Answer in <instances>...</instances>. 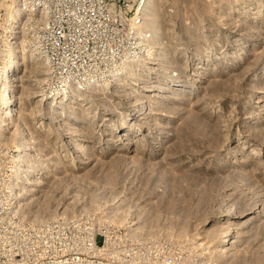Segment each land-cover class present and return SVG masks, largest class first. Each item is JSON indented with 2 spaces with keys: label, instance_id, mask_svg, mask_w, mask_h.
<instances>
[{
  "label": "rangeland",
  "instance_id": "rangeland-1",
  "mask_svg": "<svg viewBox=\"0 0 264 264\" xmlns=\"http://www.w3.org/2000/svg\"><path fill=\"white\" fill-rule=\"evenodd\" d=\"M140 1L110 3L134 16ZM10 3L0 0V27ZM154 4L137 18L156 45L137 84L131 71L75 89L52 118L46 63L22 52L6 135L14 147L20 122L42 152L31 163L36 191L23 185L18 211L123 226L174 264H264V0ZM229 229L234 242L224 243Z\"/></svg>",
  "mask_w": 264,
  "mask_h": 264
},
{
  "label": "built area",
  "instance_id": "built-area-1",
  "mask_svg": "<svg viewBox=\"0 0 264 264\" xmlns=\"http://www.w3.org/2000/svg\"><path fill=\"white\" fill-rule=\"evenodd\" d=\"M20 6L19 23L8 35L0 28V264H174L164 246L142 245L123 226L97 223L86 214L33 222L18 211L17 152L3 127L13 116L9 108L16 111L22 52L46 61L41 93L69 85L83 91L112 80L129 59L143 57L151 37L142 22L132 27L127 17L133 13L124 16L110 0H21Z\"/></svg>",
  "mask_w": 264,
  "mask_h": 264
},
{
  "label": "bare ground",
  "instance_id": "bare-ground-1",
  "mask_svg": "<svg viewBox=\"0 0 264 264\" xmlns=\"http://www.w3.org/2000/svg\"><path fill=\"white\" fill-rule=\"evenodd\" d=\"M20 1L21 0H11V3H10L11 10L7 14V17L5 19V24H1L0 28L4 29V31L6 32V35H8L9 32L12 30V25L19 23V21L23 18V12H22L21 6L19 5ZM155 4H154V0H141L139 2V4H137V6H136V8L134 10L135 15L134 16L132 15L133 17L132 16L131 17H127V18H129L131 20L130 23L132 24V27H136L137 25H139V23H141L140 19L141 18H145L144 15L147 12L146 10H148L146 8H148V7L150 8L151 6H154ZM112 7H113V5H112ZM138 17H140L139 23H138V20H137ZM141 24H143V23H141ZM143 28H145L146 31H149L145 26H143ZM149 34L151 36L150 31H149ZM157 37H158V35H157ZM162 38L163 37L161 35V37L157 38V39L161 40ZM150 39H151V42H152V37H150ZM151 42H149V44H148L147 52L145 53V55H147L150 52V50L153 49V47H154L153 45H151ZM153 44H154V42H153ZM155 47H156V45H155ZM25 53H23L22 56H19V63H20V61H21V59L23 57H26ZM39 58H41V57H39ZM41 59L44 62H46L43 58H41ZM155 63L156 62H154V64ZM147 66H148L147 61H144L143 57L132 58V59H129L126 62L125 66H124L126 69L125 68L122 69L120 71V73L121 72H129L130 73L131 71H135V76H134L133 80H131L130 82H131V84H137L138 79L140 78L139 75H138L140 73L139 71L142 70V69H145ZM118 77H120V76L118 75ZM117 79H118L117 77H114V78H112V80L107 81L108 82L107 84L109 85V83H118L120 80L118 81ZM130 82L126 81L125 83H123L125 88H132L133 87L130 84ZM105 83H103V84H105ZM99 85H102V84H99ZM69 86L68 87H63V88H61V87L53 88L50 91H45L44 93H41V95L44 94V95H42L44 97V99H48L51 96V100L49 102L50 108L48 109V114L46 113L47 115L44 118L49 119V118L54 117L53 114L55 112H57L56 111V107L57 106H58V108H59V106H60V108L61 107L62 108H67L66 105L69 102L68 99L74 94V91L76 89V88H73L71 86L69 87ZM104 88H105V86H104ZM36 105L38 106V104H36ZM39 105L45 106V102L42 101V99H40ZM38 108H40V107H38ZM9 109H10V112L8 114L12 115L13 114V111H12L13 108L11 107ZM7 123L10 124V118L7 121ZM19 123L14 124V130H13V133L16 135L15 138L13 139V143H14L15 151L17 152L16 156H15V161H14L15 169H14L13 178H14L15 181L13 182V186H14L13 189H14V193L18 197V199L20 198V194H21L20 191L24 190V189H22L24 187L23 186L24 184H28V190L29 191H34V190L36 191L35 186L37 185L38 172H36L35 169L31 168V163H32V165L35 166V164L39 161L37 156L39 154H41V152H42L41 149H40L41 147L40 148L39 147L35 148V146L33 145V143H35V141H33L34 139L31 136V133L29 132V130L24 127L22 122H21V124L23 126L20 125ZM2 124H6V122H3ZM9 126L10 125H8V127ZM8 127H6V126L3 127V130L4 129L6 130V128H8ZM48 127L49 126L47 125L46 128H48ZM49 130H51V129L49 128ZM27 195H28V193H27ZM232 234L233 233L231 232V229H229L228 232L226 233L224 239H223V242L224 243H232V242H234L232 240V237H230Z\"/></svg>",
  "mask_w": 264,
  "mask_h": 264
}]
</instances>
